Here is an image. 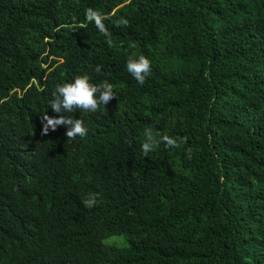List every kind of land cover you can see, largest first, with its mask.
Here are the masks:
<instances>
[{
  "label": "trees",
  "instance_id": "obj_1",
  "mask_svg": "<svg viewBox=\"0 0 264 264\" xmlns=\"http://www.w3.org/2000/svg\"><path fill=\"white\" fill-rule=\"evenodd\" d=\"M78 74L115 96L45 134ZM0 264H264V0H0Z\"/></svg>",
  "mask_w": 264,
  "mask_h": 264
},
{
  "label": "clouds",
  "instance_id": "obj_2",
  "mask_svg": "<svg viewBox=\"0 0 264 264\" xmlns=\"http://www.w3.org/2000/svg\"><path fill=\"white\" fill-rule=\"evenodd\" d=\"M90 19L94 20L97 28L103 31V26L95 13H90ZM126 24L127 21H124ZM127 72L139 84H143L151 70V61L144 55L129 56L126 61ZM114 90L111 83L105 81L100 84H93L87 74H78L70 80L58 84L53 93L49 106L56 116L43 117V132L46 134L49 129L55 130L58 126L66 127V136L73 139L77 136L83 137L87 128L81 119L67 115L74 110H81L94 113L100 105H106L113 97ZM96 195L89 194L82 202L85 207L91 208L96 203Z\"/></svg>",
  "mask_w": 264,
  "mask_h": 264
},
{
  "label": "rangeland",
  "instance_id": "obj_3",
  "mask_svg": "<svg viewBox=\"0 0 264 264\" xmlns=\"http://www.w3.org/2000/svg\"><path fill=\"white\" fill-rule=\"evenodd\" d=\"M103 243L106 245H115L123 250H127L129 248L127 241L119 236L106 237L103 239Z\"/></svg>",
  "mask_w": 264,
  "mask_h": 264
}]
</instances>
